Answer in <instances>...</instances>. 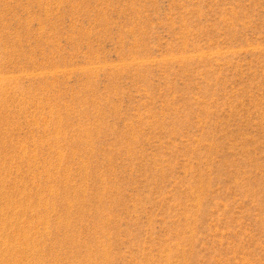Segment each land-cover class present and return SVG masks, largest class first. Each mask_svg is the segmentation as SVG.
Segmentation results:
<instances>
[{"label": "rangeland", "instance_id": "obj_1", "mask_svg": "<svg viewBox=\"0 0 264 264\" xmlns=\"http://www.w3.org/2000/svg\"><path fill=\"white\" fill-rule=\"evenodd\" d=\"M0 264H264V0H0Z\"/></svg>", "mask_w": 264, "mask_h": 264}]
</instances>
